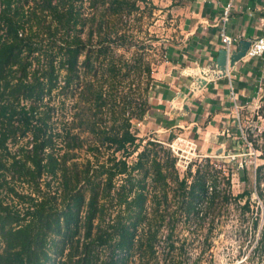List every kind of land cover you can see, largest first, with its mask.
Returning a JSON list of instances; mask_svg holds the SVG:
<instances>
[{
    "label": "trees",
    "instance_id": "obj_1",
    "mask_svg": "<svg viewBox=\"0 0 264 264\" xmlns=\"http://www.w3.org/2000/svg\"><path fill=\"white\" fill-rule=\"evenodd\" d=\"M82 1L0 0V193L20 205L11 208L0 198V264H129L135 254L154 257L160 222L147 213L152 204L148 177L165 185L175 175L186 216L205 217L197 206L208 208L219 198L244 199L241 209L250 211V193L232 199L229 179L214 168L197 169L188 183L178 180L175 158L167 150L159 158L145 147L134 162L128 161L138 149L131 121L145 114L156 121L148 101L136 96H124L114 109L119 101L114 80L122 68L133 81L146 79L144 92L152 82L151 63L140 57L126 62L114 53L116 47L126 48V36L117 29L135 3L87 0L93 12L87 17L80 10ZM232 87L238 89L235 81ZM78 88L76 103L86 107L60 123L58 105L64 108L68 94ZM259 137L264 141V131ZM9 144L17 151L11 153ZM255 150L263 160L254 169L263 204L255 249H261L264 146ZM82 152L88 156L80 158ZM171 234L170 229L164 237L167 244ZM170 253L166 264H181Z\"/></svg>",
    "mask_w": 264,
    "mask_h": 264
},
{
    "label": "rangeland",
    "instance_id": "obj_2",
    "mask_svg": "<svg viewBox=\"0 0 264 264\" xmlns=\"http://www.w3.org/2000/svg\"><path fill=\"white\" fill-rule=\"evenodd\" d=\"M128 1L131 4L135 3V9L130 5L132 11L123 14L126 23H123L121 29L119 27L117 29L119 30L117 34L123 33L126 36V48L116 47L114 53L117 58L121 57L126 62H130L132 57H140L142 62L151 63L152 82L147 92H144L146 79L133 81V77H126V69L122 68L121 73L114 80V96L119 98V101L115 102L116 111L121 106L124 96L130 99L136 96V100L145 99L151 105L153 88L158 85L157 79L161 77L167 66L163 54L170 60L169 49H177V46L183 44L182 42L188 43L185 36L196 20V10L201 9L205 2L206 10L211 16L215 13L217 16L220 15L225 4L221 2L223 0ZM80 10L82 15L87 17L93 13L87 0L81 2ZM86 30L87 28L82 31V38L86 37ZM111 35L114 36V32H111ZM96 40L98 38L94 35L93 42ZM169 62L172 64L171 61ZM213 65L211 64L212 68ZM246 65H249L248 73L242 71ZM262 65L264 58L240 61L235 66L236 69L234 66L231 67L229 69V72L232 70L231 80L233 82L236 77L238 86L237 90L233 89L234 99L229 92V85L232 82L230 83L227 78L225 81L227 90L222 100L207 102L195 125L188 127L186 124L183 128L166 130L158 125V122L163 120L162 117L157 119L159 112L150 115L154 120L156 119L155 122L148 120V114H145L141 121H131L132 132L138 138V149L128 158L130 163L134 162L137 153L146 147L157 151L159 158H164L163 150L172 154L175 158L174 170L178 180L185 178L189 183L197 169L205 171L214 168L221 173V176L229 179L228 191L232 199L243 192L250 193V211L244 212L241 209L244 199L224 202L219 198L208 208L204 203L197 206L196 209L202 210L205 217L186 216L181 202L183 191L175 183V175H171L165 185L151 182V178L148 177L146 188L152 204H148L147 213L154 215L160 222L155 255L147 260L144 255L138 258L135 254L129 264H166L169 251L172 257L180 260L181 264H264V247L255 249L262 222L263 204L256 194L254 183V169L263 163L259 158V151L255 150L264 146V141L259 137L264 131ZM208 68L209 66H205L198 75L203 86L217 79L213 74L215 72ZM246 87L250 88V91H247ZM79 90L80 88L73 94H68L64 108L58 105L57 115L60 123L63 122L62 120L70 121L74 113L80 111L81 107H86L83 101L76 103L79 101ZM197 103L194 100L195 106L198 105ZM210 104H214L213 108L209 106ZM215 104L220 105L215 108ZM24 143L25 140H22L20 144ZM158 144L162 149L157 147ZM8 148L11 153L17 151V145L9 144ZM86 156L88 154L82 152L80 158ZM13 185L16 191L21 190L17 182ZM220 188L227 189V186L220 184ZM0 198L11 208L20 207L16 198L6 195L4 191L0 193ZM255 219L258 223L257 229L253 227ZM170 229L171 240L167 244L164 237ZM169 243H172V249H169Z\"/></svg>",
    "mask_w": 264,
    "mask_h": 264
},
{
    "label": "crops",
    "instance_id": "obj_3",
    "mask_svg": "<svg viewBox=\"0 0 264 264\" xmlns=\"http://www.w3.org/2000/svg\"><path fill=\"white\" fill-rule=\"evenodd\" d=\"M221 2L225 3L226 0ZM204 4L201 9L196 10V20L185 36L188 43L182 42L177 49H169L170 60L167 58V66L151 93V115L159 112L157 119L162 117L163 120H160L158 125L166 130L183 128L186 124L188 127L195 125L207 102L222 100L227 90L226 79L232 82L231 70L229 77L212 80L207 86L200 84L201 78L198 75L205 66L212 68L211 64H214L218 52L222 49L218 37L219 27L216 26L219 15L208 14ZM226 31L230 36L240 35L245 39L263 35L264 0H241L230 16ZM248 66L243 67L244 73H248ZM235 79L236 77V82ZM194 100L199 102L198 105L195 106ZM213 105L209 106L213 108ZM218 105L215 104L214 107L217 108Z\"/></svg>",
    "mask_w": 264,
    "mask_h": 264
},
{
    "label": "built area",
    "instance_id": "obj_4",
    "mask_svg": "<svg viewBox=\"0 0 264 264\" xmlns=\"http://www.w3.org/2000/svg\"><path fill=\"white\" fill-rule=\"evenodd\" d=\"M241 0H226L224 6H222L221 14L219 15V21L216 26L219 27L218 37L222 46V49L226 51L227 60L232 52L236 51L237 45L241 41H248L249 46L245 51L244 57L241 61H251L264 58V34L251 39L243 38L240 35H228L226 28L230 19L232 12L236 9L237 4ZM164 62H167V57L163 54ZM202 73V72H201ZM262 73L264 74V65H262ZM227 76L229 77V69L227 71ZM230 96L233 98V87L229 85ZM234 99V98H233Z\"/></svg>",
    "mask_w": 264,
    "mask_h": 264
},
{
    "label": "water",
    "instance_id": "obj_5",
    "mask_svg": "<svg viewBox=\"0 0 264 264\" xmlns=\"http://www.w3.org/2000/svg\"><path fill=\"white\" fill-rule=\"evenodd\" d=\"M248 46H249L248 41H241L237 45L236 51L232 52L231 55L229 56V58H228L229 60H227L226 51L221 49L218 52V55L215 59V63L213 65V68H211L213 70V72L219 73L218 75L215 74V77H217V78L225 77L227 75L228 69H230L235 64L240 62L241 59L244 57L245 51H246ZM214 69L216 71H214Z\"/></svg>",
    "mask_w": 264,
    "mask_h": 264
},
{
    "label": "bare ground",
    "instance_id": "obj_6",
    "mask_svg": "<svg viewBox=\"0 0 264 264\" xmlns=\"http://www.w3.org/2000/svg\"><path fill=\"white\" fill-rule=\"evenodd\" d=\"M208 70H209V68H208ZM221 70H222V69H221ZM208 74H209V73H208ZM213 74H214V75H215V74H217V75H218L219 73H213ZM210 76H211V75H210Z\"/></svg>",
    "mask_w": 264,
    "mask_h": 264
}]
</instances>
